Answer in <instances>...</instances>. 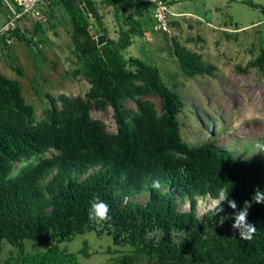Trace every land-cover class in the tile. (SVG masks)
<instances>
[{
	"label": "trees",
	"instance_id": "obj_1",
	"mask_svg": "<svg viewBox=\"0 0 264 264\" xmlns=\"http://www.w3.org/2000/svg\"><path fill=\"white\" fill-rule=\"evenodd\" d=\"M47 1L45 19L34 22L30 38L20 28L13 36L42 53L46 25L55 28L51 19L60 8L73 28L72 43L90 89L85 97L48 94L50 107L38 121L21 82L0 73V255L6 241L22 255L17 264H78L77 254L60 244L95 232L133 248L115 264H136L140 256L151 259L148 264H186L189 256L194 264H264V203L252 199L257 188L264 191V159L239 157L211 142L189 145L181 131V96L158 66L123 54L148 33L144 16L156 25L151 6L142 0H105L119 28L118 39H111L100 0ZM100 35L107 37L101 46ZM11 49L7 36H0V51L16 62ZM172 50L186 77L216 69L178 40L172 39ZM251 67L264 75V49L249 62ZM129 101L137 103L136 110L127 108ZM109 107L116 133L92 117L94 109ZM260 141L264 144V137ZM155 180L159 189L152 187ZM221 190L238 208L251 203L247 220L257 227L251 241L239 239L226 202L218 214H200L197 201L216 198ZM94 198L109 205L110 221L97 225L88 219ZM155 228L163 230V238H146ZM179 230L187 232L181 246L172 236ZM26 240L48 250L24 255ZM81 252L90 256L87 243ZM4 264L16 263L9 259Z\"/></svg>",
	"mask_w": 264,
	"mask_h": 264
},
{
	"label": "rangeland",
	"instance_id": "obj_2",
	"mask_svg": "<svg viewBox=\"0 0 264 264\" xmlns=\"http://www.w3.org/2000/svg\"><path fill=\"white\" fill-rule=\"evenodd\" d=\"M100 1L108 36L118 39L119 28L113 26V10L105 0ZM168 1L172 12L180 16L173 17L172 36L158 30L150 15H146L143 23L148 33L144 38L137 37L123 54L126 58L133 56L158 66L163 79L181 96L185 102L180 115L181 131L189 145L211 142L234 151L239 157L264 159V152L257 147L264 145L260 141L264 137V119H252L241 129L231 130L233 118L242 116L247 109L264 116V75L257 68H247L264 49V0ZM56 11L51 19L55 28L46 25L49 31L47 44L40 46L42 53L34 45L19 40L11 44V55L16 62L0 51V73L21 82L24 98L34 106L38 121L50 107L48 94L55 98L61 95L85 97L90 89V77L72 43L73 28L63 11L60 8ZM6 16L4 7H0V28ZM25 25L22 28L30 38L32 24ZM172 39L201 54L207 64L216 67L213 73L194 78L184 76L172 50ZM11 65H16L21 74ZM148 99L160 105L158 98L150 96ZM127 108L136 110L137 103L129 101ZM92 117L103 121L111 133L117 132L111 107L103 111L94 109ZM86 243L89 257L81 252ZM2 247L0 264L9 259L17 264L22 258L20 251L8 242L4 241ZM60 247L77 254L78 264H115L133 250L129 245H115L107 234L98 236L95 232L78 235L72 242L61 243ZM47 250L48 246L38 241L26 240L23 254ZM149 262L151 259L147 256L136 259V264ZM194 263V259L186 261V264Z\"/></svg>",
	"mask_w": 264,
	"mask_h": 264
},
{
	"label": "clouds",
	"instance_id": "obj_3",
	"mask_svg": "<svg viewBox=\"0 0 264 264\" xmlns=\"http://www.w3.org/2000/svg\"><path fill=\"white\" fill-rule=\"evenodd\" d=\"M252 119H264V116H262L260 113L254 112L252 109H247L242 116L233 118L231 123V130L241 129L246 121H250ZM257 147L260 148L261 152H264V145H257ZM179 171L183 172L184 169H179ZM12 178L13 176L10 175L9 179ZM152 187L154 189H159L161 187L160 181H153ZM228 195V193L221 190L218 193V197L216 198H200L197 201V207L200 210V214L204 215L209 212L218 214L223 211V208L221 206L222 202H226L229 208L233 210V213L230 217L233 220L232 228L236 232H238L239 239L243 241H251L257 232V227L247 220L249 214L248 210L251 207V203L249 201H245L243 207L238 208L236 201L229 200ZM252 199H255V203H264V191L257 188L253 193ZM109 212V205L106 202L100 200L99 198H94L90 203V207L88 210V219L97 225H101L110 221L111 217L109 215ZM223 222L220 223L223 224ZM163 235L164 233L162 229L155 228L146 233V238L152 239L154 237H157L158 239H160L163 238ZM172 236L174 237L173 242L181 246V244L186 240L187 232L185 230H179L172 233ZM188 259L191 260L192 257L189 256Z\"/></svg>",
	"mask_w": 264,
	"mask_h": 264
},
{
	"label": "built area",
	"instance_id": "obj_4",
	"mask_svg": "<svg viewBox=\"0 0 264 264\" xmlns=\"http://www.w3.org/2000/svg\"><path fill=\"white\" fill-rule=\"evenodd\" d=\"M7 12L6 22L0 28V36H7V43L12 44L16 38L13 32L20 28L25 32L22 26L33 24L45 19V12L49 1L47 0H0ZM152 8L153 18L158 30L172 36L173 17L176 16L166 0H142Z\"/></svg>",
	"mask_w": 264,
	"mask_h": 264
},
{
	"label": "water",
	"instance_id": "obj_5",
	"mask_svg": "<svg viewBox=\"0 0 264 264\" xmlns=\"http://www.w3.org/2000/svg\"><path fill=\"white\" fill-rule=\"evenodd\" d=\"M106 42H107V37L105 35L98 36V45L99 46L103 45Z\"/></svg>",
	"mask_w": 264,
	"mask_h": 264
},
{
	"label": "crops",
	"instance_id": "obj_6",
	"mask_svg": "<svg viewBox=\"0 0 264 264\" xmlns=\"http://www.w3.org/2000/svg\"><path fill=\"white\" fill-rule=\"evenodd\" d=\"M174 14H176V16L175 17H180V16H178L177 15V13H174ZM152 15V14H151ZM106 18V17H105ZM144 19H145V16L143 17ZM143 18L141 19L142 20V22H143ZM104 24L106 25V23H105V19H104ZM113 26L115 27V29H116V25L113 23ZM226 31V30H225Z\"/></svg>",
	"mask_w": 264,
	"mask_h": 264
}]
</instances>
